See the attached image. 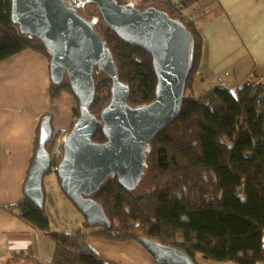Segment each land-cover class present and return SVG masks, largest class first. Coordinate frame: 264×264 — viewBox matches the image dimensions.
Listing matches in <instances>:
<instances>
[{
	"label": "trees",
	"instance_id": "obj_1",
	"mask_svg": "<svg viewBox=\"0 0 264 264\" xmlns=\"http://www.w3.org/2000/svg\"><path fill=\"white\" fill-rule=\"evenodd\" d=\"M202 1L135 2L140 10L156 7L180 21L195 44L193 69L181 113L150 144L154 192L134 194V190L121 186L118 179H109L92 196L103 206L109 226H90L86 221L83 228L65 234L52 232L46 205L41 210L25 198L8 208L11 214L55 243L52 264H117L90 250L87 240L138 242L139 237L176 248L196 264L198 257L211 264H264V80L257 79L255 71L236 92L215 87L199 97L193 95L204 51L199 13L217 3L214 0L202 6ZM82 2L67 0L66 6L88 21L100 16L95 5L83 6ZM129 2L118 0L121 5ZM88 11L91 18L85 16ZM100 22L104 29L99 35L113 53L119 79L130 88L129 105L140 107L154 102L158 78L152 56L125 43ZM26 50L51 61L43 44L24 35L13 23L12 0H0V62ZM98 71L94 72V78ZM66 94L74 99L68 78L65 76L61 82L52 80L50 102L56 105ZM111 99L112 81L106 76L96 84L91 113L101 120L102 111ZM75 103L71 127L68 132H57L59 136L68 135L80 118L76 98ZM46 116L38 122L28 175L39 148L41 121ZM94 142H107L102 128ZM44 193L47 198L45 185ZM61 194L64 195L62 189Z\"/></svg>",
	"mask_w": 264,
	"mask_h": 264
},
{
	"label": "water",
	"instance_id": "obj_2",
	"mask_svg": "<svg viewBox=\"0 0 264 264\" xmlns=\"http://www.w3.org/2000/svg\"><path fill=\"white\" fill-rule=\"evenodd\" d=\"M67 0H12V21L24 35L38 39L51 57V78H68L73 96L79 102L80 118L64 139V157L56 172L48 145L54 137L53 118L40 125L39 148L24 188L25 198L44 210V179L55 173L64 195L85 217L90 226H109L102 205L92 196L109 179L128 191L142 181L152 140L182 110L187 83L193 69L195 44L191 33L178 20L156 7L140 10L136 3L121 5L117 0H83L95 5L100 16L90 21ZM125 43L147 51L153 58L158 78L154 102L132 107L130 88L119 79L111 49L96 32L101 20ZM112 81V99L102 111L101 120L91 113L96 98L95 69ZM102 128L106 143H95ZM138 242L157 264H196L182 251L145 237Z\"/></svg>",
	"mask_w": 264,
	"mask_h": 264
},
{
	"label": "crops",
	"instance_id": "obj_3",
	"mask_svg": "<svg viewBox=\"0 0 264 264\" xmlns=\"http://www.w3.org/2000/svg\"><path fill=\"white\" fill-rule=\"evenodd\" d=\"M213 1L203 0L202 6ZM198 26L204 51L193 94L215 87L236 92L255 71L257 79L264 80V0H217L209 10H201ZM51 82L49 60L32 50L0 62V264L54 261L55 243L7 211L25 200L24 188L40 118L50 115L54 132H67L71 127L75 101L72 98L71 105L63 104V100L52 104ZM87 245L113 263L157 264L135 241L89 238ZM197 264L211 263L198 257Z\"/></svg>",
	"mask_w": 264,
	"mask_h": 264
},
{
	"label": "rangeland",
	"instance_id": "obj_4",
	"mask_svg": "<svg viewBox=\"0 0 264 264\" xmlns=\"http://www.w3.org/2000/svg\"><path fill=\"white\" fill-rule=\"evenodd\" d=\"M133 1L136 2V0H133ZM159 7L162 8L163 5L160 4ZM85 13H86L85 15L86 17L91 18L90 11L85 12ZM95 29L98 34H102V30L104 29L103 23L99 21L97 25L95 26ZM95 71H98V70H95ZM105 77H106L105 74L98 71L96 73V78H95L96 84L99 83V81L103 80ZM204 93H205L204 90H198V91H195L193 95L195 97H199L203 95ZM65 96L66 95H64L61 99L63 100L62 101L63 104L71 105L73 103L72 97L69 95L68 97H65ZM65 99H68V102ZM66 105L65 107H67ZM74 106L76 108V103L74 104ZM65 136L67 135H61V137H65ZM150 159L151 157L147 158L149 166L145 169V174L142 178V181L139 184V186L134 190L133 192L134 194L150 195L155 190L154 176H153V173L150 171L151 169ZM44 185L47 191L46 209L50 217L52 232H55L58 234H65V233H72L75 230L83 228L87 220L78 211V209L73 205V203L65 195L61 194V187L57 181L56 174L51 173L50 175H47L44 179ZM73 226L74 228L72 229L71 227ZM47 239L49 241H52L49 237H47Z\"/></svg>",
	"mask_w": 264,
	"mask_h": 264
},
{
	"label": "built area",
	"instance_id": "obj_5",
	"mask_svg": "<svg viewBox=\"0 0 264 264\" xmlns=\"http://www.w3.org/2000/svg\"><path fill=\"white\" fill-rule=\"evenodd\" d=\"M222 84L223 85L225 84L224 81H222ZM64 139L65 138L59 137L57 135H55L53 139V142L51 145V152H50L52 159H53V164H52L53 172H56L58 170L59 164L64 156V148H63Z\"/></svg>",
	"mask_w": 264,
	"mask_h": 264
},
{
	"label": "bare ground",
	"instance_id": "obj_6",
	"mask_svg": "<svg viewBox=\"0 0 264 264\" xmlns=\"http://www.w3.org/2000/svg\"><path fill=\"white\" fill-rule=\"evenodd\" d=\"M101 19V18H100ZM102 20V19H101ZM103 21V20H102ZM142 49V48H141ZM48 116H50V115H48ZM78 121V120H77ZM55 135H57V136H59V134L57 133V132H55V134H54V137H55ZM54 137H53V139H54ZM59 137H61V135L59 136ZM66 137L67 136H65V137H63V138H65L66 139ZM53 139L50 141V143H49V149H48V151H49V153L51 152V145H52V142H53ZM63 148H64V142H63ZM149 155L150 154H148V156H147V158H149ZM64 157V156H63ZM63 159V158H62ZM62 161V160H61ZM61 163V162H60ZM147 163H148V160H147ZM148 166H149V163H148ZM146 169V168H145ZM144 172H145V170H144ZM143 178V177H142Z\"/></svg>",
	"mask_w": 264,
	"mask_h": 264
},
{
	"label": "flooded vegetation",
	"instance_id": "obj_7",
	"mask_svg": "<svg viewBox=\"0 0 264 264\" xmlns=\"http://www.w3.org/2000/svg\"><path fill=\"white\" fill-rule=\"evenodd\" d=\"M118 1V0H117ZM131 2H134L133 0H131ZM135 3V2H134ZM75 98V97H74ZM75 101V100H74Z\"/></svg>",
	"mask_w": 264,
	"mask_h": 264
}]
</instances>
